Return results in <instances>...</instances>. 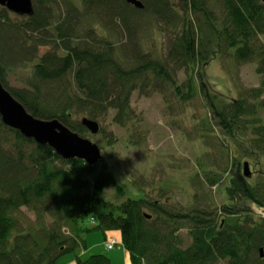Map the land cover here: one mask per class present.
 Returning <instances> with one entry per match:
<instances>
[{"label": "trees", "instance_id": "1", "mask_svg": "<svg viewBox=\"0 0 264 264\" xmlns=\"http://www.w3.org/2000/svg\"><path fill=\"white\" fill-rule=\"evenodd\" d=\"M141 1L142 9L127 0H33L30 16L0 5V79L35 118L58 119L82 137L90 132L78 116L101 118L89 100L110 97L113 122L139 148L148 131L133 106L136 92L161 95L171 117L189 113L199 98L201 111L191 113L199 120L186 131L204 148L190 179L191 207L152 200L141 187L154 184L147 179L134 182L137 197L108 201L107 188L127 193L105 160L64 159L0 116V264H61L67 254L76 264H112L110 255L85 254L82 236L95 230L106 248L107 232L119 231L130 264H264V214L256 211H264V3ZM153 25L158 53L143 45ZM59 52L62 61L48 68L47 58ZM226 57L255 63L259 86L237 83V97L229 85L215 90L207 68ZM11 73L20 85L10 84ZM99 134L112 144V133L101 126ZM225 181L226 200L218 204L213 189Z\"/></svg>", "mask_w": 264, "mask_h": 264}, {"label": "rangeland", "instance_id": "2", "mask_svg": "<svg viewBox=\"0 0 264 264\" xmlns=\"http://www.w3.org/2000/svg\"><path fill=\"white\" fill-rule=\"evenodd\" d=\"M80 4L82 0H73ZM153 25L152 30L143 40L144 48L148 51H161V37ZM63 53L59 52L47 58L45 65L53 68L62 61ZM223 59V58H222ZM21 71V70H20ZM22 72V71H21ZM207 79L210 80L213 88L219 92H224L229 85L231 95L237 97V83L245 88L257 87L260 84V76L256 72L255 63H246L239 65L232 58H220L212 62L207 68ZM180 81L186 79L184 72L180 73ZM20 76L11 73L9 82L13 86L20 85ZM133 106L138 113H142L146 129L148 131L147 144L143 148L129 145L130 134L126 128H122L113 122L114 110L113 100L110 97L103 99H90L89 107L99 117L97 120L108 133H112V144H108L101 134H86L87 138L95 141L102 150L103 160L109 168L116 174L127 195L121 198L113 188H107L102 194L103 197L115 204L126 200L129 196L137 197V187L135 183L144 184L145 180L154 181V184H144V191L152 200H161L170 203V206L177 207L179 210H189L193 201L194 191L191 184V177L196 173V159L204 152L200 140L188 137L186 131L196 127L199 117L192 120L191 113L201 111V100L198 98L196 104L189 107V113L181 114L175 117L167 114L163 98L159 94H153L150 97H142L137 92L133 95ZM197 107H200L197 109ZM264 118V111L261 113ZM105 117V118H102ZM81 120L82 116H78ZM255 170V169H254ZM144 176V177H143ZM164 185V191L159 188ZM140 185V184H139ZM227 182L213 189L215 201L218 204L226 200L225 187ZM162 193L164 195H162ZM260 214L264 211L257 209ZM151 213L150 211H146ZM31 215V214H29ZM186 235V231L183 230ZM88 244L86 255L91 254H116L121 250L122 245H117L114 250L105 247L104 234L95 230L84 233L82 236ZM107 243V242H106ZM120 260L114 261V264H125L124 258L119 255ZM74 257L67 254L59 260V263L69 262Z\"/></svg>", "mask_w": 264, "mask_h": 264}, {"label": "water", "instance_id": "3", "mask_svg": "<svg viewBox=\"0 0 264 264\" xmlns=\"http://www.w3.org/2000/svg\"><path fill=\"white\" fill-rule=\"evenodd\" d=\"M127 1L137 8H144L141 0ZM261 1L264 3V0ZM0 5L20 15L30 16L34 13L33 0H0ZM0 116L7 126L39 144L51 146L64 159L78 158L90 165H95L103 159L101 147L95 141L82 137L58 119L42 120L31 115L3 86L1 79ZM81 122L92 135L99 134L101 124L97 120L84 117ZM244 173L246 177L252 174L249 162L244 163ZM261 257H264V248L261 249Z\"/></svg>", "mask_w": 264, "mask_h": 264}, {"label": "crops", "instance_id": "4", "mask_svg": "<svg viewBox=\"0 0 264 264\" xmlns=\"http://www.w3.org/2000/svg\"><path fill=\"white\" fill-rule=\"evenodd\" d=\"M108 234L118 237L120 239V241H121L120 245H122L121 233L119 231H110V232H107V235ZM114 253H116V254H113L112 253L110 255L111 260H112V264H114V261H117L118 262L120 260L119 255H121L124 258L125 264H130L129 254L127 253V251L125 250V248L123 247V245H122V248H121L120 251L114 252ZM62 264H76V262L73 259V260H69V262H64Z\"/></svg>", "mask_w": 264, "mask_h": 264}, {"label": "built area", "instance_id": "5", "mask_svg": "<svg viewBox=\"0 0 264 264\" xmlns=\"http://www.w3.org/2000/svg\"><path fill=\"white\" fill-rule=\"evenodd\" d=\"M119 243H120V240H119L118 237L113 236V235H108L107 236L106 246H107L108 249H113Z\"/></svg>", "mask_w": 264, "mask_h": 264}]
</instances>
